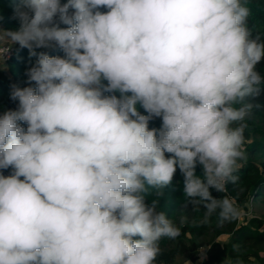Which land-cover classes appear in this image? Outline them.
I'll return each instance as SVG.
<instances>
[{
	"label": "clouds",
	"instance_id": "1",
	"mask_svg": "<svg viewBox=\"0 0 264 264\" xmlns=\"http://www.w3.org/2000/svg\"><path fill=\"white\" fill-rule=\"evenodd\" d=\"M247 3L19 0V28L2 31L36 60L0 114V264H157L181 227L148 194L177 170L201 224L241 216L210 189L238 184L264 92Z\"/></svg>",
	"mask_w": 264,
	"mask_h": 264
},
{
	"label": "trees",
	"instance_id": "2",
	"mask_svg": "<svg viewBox=\"0 0 264 264\" xmlns=\"http://www.w3.org/2000/svg\"><path fill=\"white\" fill-rule=\"evenodd\" d=\"M66 2V0H61ZM19 3V0H0V22L9 30L19 28V20L13 16V10ZM247 6L250 8L248 18L249 26L253 29L254 34H260L264 38V0H248ZM106 11V9H101ZM12 21V22H11ZM63 26V25H62ZM44 51L49 55H63L59 48L37 49V52ZM36 60V57H30L27 48H21L18 44H14L12 56L4 66H0V114L7 109L17 107V102L10 98L12 85L27 86L26 70ZM258 69L264 75V61L258 65ZM106 83V82H105ZM118 95V94H117ZM255 105L250 117L247 120L248 128L245 131L246 136V152L247 160L243 162V167L238 175L240 180L237 185H228L226 193H217L214 189H210L213 196L234 197L239 206L243 209L247 208L250 197H259L264 195V172L260 167L263 161L257 162L256 158L264 157V92L252 101ZM143 112V109H140ZM161 120L155 118L150 121V127H159ZM26 127V125H24ZM5 171V170H4ZM201 172L197 167V173ZM183 177L179 170L174 176L173 185L163 189L162 196H156V190L149 191L148 199L159 200V210L164 211L167 216L181 227V234L176 239L162 238L161 255L157 258V264H174L178 254L187 253L189 259L193 262L197 259V253L200 248L199 238L204 235L211 224H214L218 216H213L209 223L201 224L194 218L186 220L181 226L178 218L182 212L186 211L184 207L185 197L183 194ZM175 189V190H173ZM188 208H191L189 206ZM201 210H204L201 208ZM201 212V211H200ZM256 217L251 222L257 221ZM249 240H264V229L258 231L251 226L241 224L232 232L229 240L225 242L214 241L207 251V257L202 264H224L228 259H239L242 264H264V254L252 247H246ZM233 245H238V249L234 250Z\"/></svg>",
	"mask_w": 264,
	"mask_h": 264
},
{
	"label": "rangeland",
	"instance_id": "3",
	"mask_svg": "<svg viewBox=\"0 0 264 264\" xmlns=\"http://www.w3.org/2000/svg\"><path fill=\"white\" fill-rule=\"evenodd\" d=\"M12 22V21H11ZM2 30L8 31L3 24L0 22V32L5 34ZM4 66V65H3ZM257 162L263 161V164L260 165L264 172V157L260 156L256 158ZM260 164V163H259ZM11 169L5 170L3 172L4 175H9ZM242 209L241 216L234 221L231 222H221L219 219L216 220L214 224L210 225L207 232L199 238L200 248L197 253V259L195 261H191L187 253L178 254L176 261L174 264H202L203 260L207 257V251L209 247L212 245L214 241L225 242L229 240L232 232L241 224H246L251 226L253 229L258 231H262L264 229V195H260L259 197H250L247 203V208ZM186 211L182 212L178 221L180 222L182 218L188 219H196L201 220L204 216L205 210H193L192 208H186ZM201 211V212H200ZM256 217L258 220L251 222V219ZM246 247H252L256 250H259L261 254H264V240H249L246 242Z\"/></svg>",
	"mask_w": 264,
	"mask_h": 264
},
{
	"label": "built area",
	"instance_id": "4",
	"mask_svg": "<svg viewBox=\"0 0 264 264\" xmlns=\"http://www.w3.org/2000/svg\"><path fill=\"white\" fill-rule=\"evenodd\" d=\"M7 46H10V41L7 39L6 34H2V33L0 32V51L5 50ZM13 51H14V44H12V45L9 47L8 52L5 53V55H4V60H3L4 63H6V61L10 59V57H11L12 54H13Z\"/></svg>",
	"mask_w": 264,
	"mask_h": 264
}]
</instances>
